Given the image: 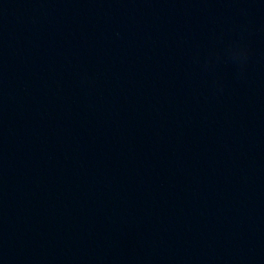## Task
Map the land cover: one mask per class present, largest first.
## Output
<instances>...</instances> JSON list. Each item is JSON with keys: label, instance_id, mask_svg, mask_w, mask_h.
<instances>
[{"label": "clouds", "instance_id": "clouds-1", "mask_svg": "<svg viewBox=\"0 0 264 264\" xmlns=\"http://www.w3.org/2000/svg\"><path fill=\"white\" fill-rule=\"evenodd\" d=\"M243 53H242V51H240V50H233V55L234 56H240V55H242Z\"/></svg>", "mask_w": 264, "mask_h": 264}]
</instances>
